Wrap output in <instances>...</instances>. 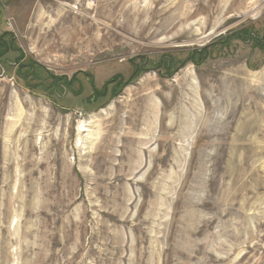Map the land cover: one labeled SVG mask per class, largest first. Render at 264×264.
<instances>
[{"label":"rangeland","instance_id":"1","mask_svg":"<svg viewBox=\"0 0 264 264\" xmlns=\"http://www.w3.org/2000/svg\"><path fill=\"white\" fill-rule=\"evenodd\" d=\"M1 37L0 264H264V0H0Z\"/></svg>","mask_w":264,"mask_h":264},{"label":"flooded vegetation","instance_id":"2","mask_svg":"<svg viewBox=\"0 0 264 264\" xmlns=\"http://www.w3.org/2000/svg\"><path fill=\"white\" fill-rule=\"evenodd\" d=\"M259 42L260 41H258V43ZM0 51H1V53L3 51V53L7 54V53H10V52H16L17 50H15V48H14L13 41H11V40L5 41V37H1L0 38ZM169 65L172 66L171 63ZM140 70H141V68L139 69V68H137V66L135 67V72L138 73ZM61 81H63V80H60L59 82H61ZM71 85H72V83H70V86Z\"/></svg>","mask_w":264,"mask_h":264}]
</instances>
